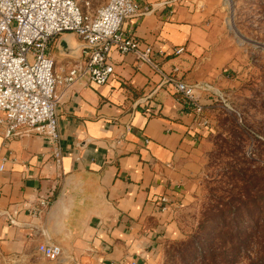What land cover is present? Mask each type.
I'll list each match as a JSON object with an SVG mask.
<instances>
[{"label": "crops", "instance_id": "0c3cea01", "mask_svg": "<svg viewBox=\"0 0 264 264\" xmlns=\"http://www.w3.org/2000/svg\"><path fill=\"white\" fill-rule=\"evenodd\" d=\"M137 1L147 12L126 21L123 29L161 55L158 68L193 88L215 85L223 56L215 50L211 1ZM81 47L71 33L53 42L49 56L56 74L82 63ZM177 48L183 49L180 55L173 54ZM111 58L107 84L58 87V163L48 140L32 133L5 139L0 128L4 258L36 252L50 239L88 250L83 263L146 264L163 230L171 231L169 212L195 188L206 129L157 71L131 55ZM194 93L205 118L212 95ZM40 198L49 205L38 213ZM161 198L169 202L165 214L158 207Z\"/></svg>", "mask_w": 264, "mask_h": 264}, {"label": "rangeland", "instance_id": "374dc122", "mask_svg": "<svg viewBox=\"0 0 264 264\" xmlns=\"http://www.w3.org/2000/svg\"><path fill=\"white\" fill-rule=\"evenodd\" d=\"M210 1L223 65L215 85H199L211 87L206 93L212 100L204 106L207 148L195 188L169 212L171 231L163 230L146 264H264L258 254L264 241V0ZM107 2L78 0L89 15ZM229 207L242 209L241 233L233 237L217 213ZM62 249L56 262L36 250L12 259L0 255V264H87L80 258L88 250Z\"/></svg>", "mask_w": 264, "mask_h": 264}, {"label": "built area", "instance_id": "2783aa9c", "mask_svg": "<svg viewBox=\"0 0 264 264\" xmlns=\"http://www.w3.org/2000/svg\"><path fill=\"white\" fill-rule=\"evenodd\" d=\"M137 0H108L93 15L84 13L78 0H0V128L5 139L32 133L48 140L52 156L59 162L56 111L62 91L83 83L102 86L113 75L112 54L131 55L139 64L157 71L162 83L171 87L182 105L192 109L198 124L206 128L203 107L194 90L210 92L209 86L190 87L180 78L165 74L157 66V53L123 26L126 21L146 13ZM71 33L82 42L81 62L63 74L55 73L49 56L53 42ZM182 48L174 49L180 55ZM149 110L147 109L146 112ZM2 167H0V171ZM169 202L161 198L160 212ZM49 202L40 198L36 212ZM10 223H13L11 220ZM46 260L56 262L63 254L60 245L45 239L36 247ZM134 264V263H131Z\"/></svg>", "mask_w": 264, "mask_h": 264}, {"label": "trees", "instance_id": "16d2710c", "mask_svg": "<svg viewBox=\"0 0 264 264\" xmlns=\"http://www.w3.org/2000/svg\"><path fill=\"white\" fill-rule=\"evenodd\" d=\"M240 203H242L241 207L247 205L246 201H240ZM258 210H261V209L258 207ZM262 210H263L262 214H264V204H262ZM241 212H242V209H240V210H239V208L235 209V207H233V208L229 207V209H225V208L222 209L221 208L220 210H218L217 213H219V217H220V221L219 222L222 225L223 230L224 229L228 230L229 229L228 226H230V225L232 226V229H234V230L230 229L231 234L229 233L230 234L229 235L227 233V236L229 235V237H233L234 235H232V234L241 233V231H239V230L237 231V225H238L237 221H238V219L240 218V216L242 214ZM259 245H261V247L258 248V254H259V257H260V259L262 261V260H264V241L259 243Z\"/></svg>", "mask_w": 264, "mask_h": 264}]
</instances>
